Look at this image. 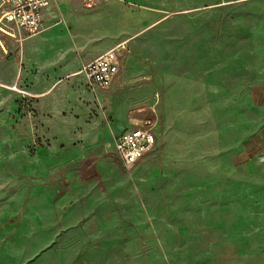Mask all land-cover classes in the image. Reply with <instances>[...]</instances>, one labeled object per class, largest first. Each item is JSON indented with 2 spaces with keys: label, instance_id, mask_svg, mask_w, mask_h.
<instances>
[{
  "label": "crops",
  "instance_id": "0c3cea01",
  "mask_svg": "<svg viewBox=\"0 0 264 264\" xmlns=\"http://www.w3.org/2000/svg\"><path fill=\"white\" fill-rule=\"evenodd\" d=\"M28 38L18 44L0 26V171H19L22 182H29L33 245H53L47 249L53 256L62 251L59 258L48 257V264H150L144 245H189L192 264L220 258L230 264L236 256L247 264L264 256V79L250 89L248 104L241 91L236 102L237 96L224 103L253 111L246 119L252 130L238 135L225 151L229 176L199 179L191 172L174 178V189H168L166 177L147 160L155 147L130 169L115 147L123 131L148 118L157 124L155 110L146 116L135 110L127 114L126 101L116 99L118 115L106 123L101 117L90 120L94 111L100 116L106 101L88 92V82L87 88L48 82L63 74L52 67L60 56L54 53L46 61L51 68L43 69L44 62L26 56ZM22 44L24 79L35 82L31 90L36 91L24 90L33 96L28 101L8 89L21 81V73L17 61L7 58ZM98 55L78 70L80 59L72 58L76 65L67 72L85 77L82 67ZM34 66L39 68L35 75ZM24 122L29 131L20 126Z\"/></svg>",
  "mask_w": 264,
  "mask_h": 264
},
{
  "label": "rangeland",
  "instance_id": "374dc122",
  "mask_svg": "<svg viewBox=\"0 0 264 264\" xmlns=\"http://www.w3.org/2000/svg\"><path fill=\"white\" fill-rule=\"evenodd\" d=\"M118 42L126 46L122 67L108 89H89L82 74L67 72L76 65L72 58L80 59L78 70ZM22 46L7 58L17 61L22 82L9 83L8 89L28 101L33 96L12 89L36 92L31 90L35 82L24 79ZM24 46L26 56L44 62L45 70L52 66L48 58L60 56L52 67L63 74L48 82L85 86L95 99L106 101L100 116L94 111L90 120L101 117L106 123L118 115L116 99L126 101L127 114L135 110L146 116L153 108L157 145L147 160L174 189V178L191 172L199 179L229 176L225 151L252 130L246 120L253 115L250 106L224 103L237 96L236 102L239 91L244 98L264 79V0H54L42 30ZM30 71L35 75L39 68ZM20 124L29 131L26 122ZM31 199L29 182H22L19 171H0V264H48V257L62 253L48 254L53 245H33ZM144 246L150 264H192L189 245ZM65 255L72 258L73 252ZM240 262L245 260L239 256L230 260ZM214 264H228V259ZM247 264H264V256Z\"/></svg>",
  "mask_w": 264,
  "mask_h": 264
},
{
  "label": "built area",
  "instance_id": "2783aa9c",
  "mask_svg": "<svg viewBox=\"0 0 264 264\" xmlns=\"http://www.w3.org/2000/svg\"><path fill=\"white\" fill-rule=\"evenodd\" d=\"M86 1L96 4L109 0ZM51 3L52 0H1L0 26L20 44L42 30L44 13ZM125 48V42H120L82 67L81 72L91 88H109L112 85L120 71L121 54ZM12 89L27 94L16 85ZM155 126L156 120L148 118L115 138L117 156L126 168H132L146 153L154 149L157 141Z\"/></svg>",
  "mask_w": 264,
  "mask_h": 264
}]
</instances>
